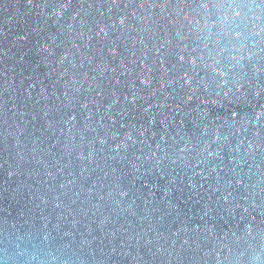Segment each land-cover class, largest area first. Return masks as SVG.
Segmentation results:
<instances>
[{
  "label": "water",
  "instance_id": "obj_1",
  "mask_svg": "<svg viewBox=\"0 0 264 264\" xmlns=\"http://www.w3.org/2000/svg\"><path fill=\"white\" fill-rule=\"evenodd\" d=\"M0 264H264V0H0Z\"/></svg>",
  "mask_w": 264,
  "mask_h": 264
}]
</instances>
